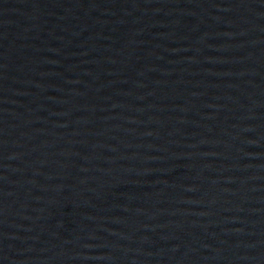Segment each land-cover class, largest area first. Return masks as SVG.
I'll use <instances>...</instances> for the list:
<instances>
[{"label":"water","instance_id":"95a60500","mask_svg":"<svg viewBox=\"0 0 264 264\" xmlns=\"http://www.w3.org/2000/svg\"><path fill=\"white\" fill-rule=\"evenodd\" d=\"M0 264H264V0H0Z\"/></svg>","mask_w":264,"mask_h":264}]
</instances>
